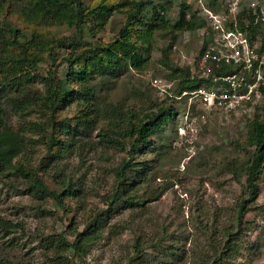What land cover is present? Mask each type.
Listing matches in <instances>:
<instances>
[{"label":"rangeland","instance_id":"1","mask_svg":"<svg viewBox=\"0 0 264 264\" xmlns=\"http://www.w3.org/2000/svg\"><path fill=\"white\" fill-rule=\"evenodd\" d=\"M85 1L90 9L101 0ZM104 1L121 4L129 0ZM203 1L226 14V28L235 21L236 15L229 10V3L237 0ZM154 2L165 9L163 12L172 23L180 21L184 25L173 32L176 40L173 41L169 30L156 31L145 68L141 71L130 68L111 80L98 77L95 80L97 93L102 103L125 105L139 114L166 103L175 106L178 113L150 145L157 147L158 153L148 152L141 158L153 167L137 185V193L147 200L144 206L132 210L122 204L109 219L113 228L106 226L102 238L91 247L89 254L74 260L77 264H215L216 253L225 243V232L239 226V203L242 198H248L246 177L240 175L238 179L227 170V164L235 159L245 161L247 122L260 112L261 104L253 110L226 113L222 109L208 108L194 96L176 93L179 80L171 78L173 73L180 77L181 70H187L185 75L191 78L201 76L197 60L211 42L203 29L213 28V24L208 21V13L199 0ZM248 2L241 0L245 6ZM194 16L206 22L203 29L190 28ZM8 17L24 31L38 27L15 13ZM237 18L239 20L238 14ZM125 21L126 14L117 11L105 29L95 36L87 29L79 32L67 25L43 26L41 31L69 37L79 48H84L96 42L113 41ZM262 31L260 27L255 34ZM69 54L65 48H57L56 59L48 57L38 71L46 76L49 69H55L60 78L66 79ZM39 80L35 81V87L43 88ZM209 85L214 87L212 83ZM8 109L12 122L18 124L20 116L12 107ZM57 115L60 119L71 118L72 124L82 118L76 104L60 110ZM28 118L40 120L41 116L32 112ZM103 126L105 123L100 122L92 132L88 130L90 137L79 135L78 138L97 143ZM54 134L56 138L61 137L60 140L66 138L59 132ZM29 135L33 139L19 158L20 162L38 169L53 189L61 190L60 179L72 183V187L79 190V196L65 198L62 207L51 197L31 194L23 175L0 176V215L19 225L15 233L0 235V264H52L43 238L65 232L72 222L83 228L98 209L111 208L107 199L116 183L115 168L129 159L126 151L100 143L91 148L87 145L86 149L78 147L59 159L55 154L56 145L54 153L49 152L50 131ZM58 171L63 172V177L57 175ZM259 184L257 196L248 204L243 217L241 251L235 259L239 264H264V171ZM218 263L229 264L222 260Z\"/></svg>","mask_w":264,"mask_h":264},{"label":"trees","instance_id":"2","mask_svg":"<svg viewBox=\"0 0 264 264\" xmlns=\"http://www.w3.org/2000/svg\"><path fill=\"white\" fill-rule=\"evenodd\" d=\"M164 10L154 0H129L121 4L101 0L90 9L85 0H0V176L23 175L31 194L39 198L51 197L64 207L65 198L78 197L79 190L63 179L58 182L61 190L53 189L38 169L20 162L19 158L29 149L33 139L29 134L50 131L49 152L54 153L53 147L56 145L55 154L59 159L73 153L78 147L86 149L88 145L91 148L97 143L122 149L129 154V159L115 168L116 183L107 199L111 208L98 209L83 228L72 222L65 232L43 238L47 257L52 264H77L74 260L89 254L91 247L105 233L110 217L122 204L125 208L136 210L147 201L137 193V185L138 181L146 179L153 167L141 158L148 152L158 153L159 149L150 145L175 118L178 110L166 103L156 110L139 114L125 105L104 104L100 101L95 80L98 77L111 80L130 68L143 70L149 63L156 31L169 30L173 41L176 40L173 32L184 25L180 21L172 23ZM117 11L126 14V21L109 43L96 42L79 48L69 37H56L50 31H41L43 26L67 25L79 32L87 29L95 36L105 29ZM14 13L23 21L35 23L37 29L22 30L8 17ZM245 18L243 13L239 14L240 29H249V33L255 36L261 25L254 26L253 20H249L247 27ZM198 20L194 16L190 28L205 26L204 20ZM262 35L264 40V33ZM57 48L70 51L66 79L60 78L55 69H49L46 76L38 71L40 64L48 57L56 59ZM181 72L180 77L176 73L171 75L173 80H179L176 93L180 95L206 83L204 79L185 75L187 70ZM226 72L229 70L226 69ZM38 80L43 83V88L35 87L34 83ZM106 82L110 83L109 80ZM72 104H76L82 113L80 122L76 124H72L69 117L60 119L57 115ZM260 106V112L247 122L248 150L245 161L235 159L227 164V170L238 179L240 175L246 177L248 198L241 199L237 218L239 226L225 232V243L216 253L215 264L221 260L239 264L235 259L241 251L243 217L249 209L248 204L257 196L264 171V99ZM8 107H12L15 114L20 116L18 124L12 122ZM32 112L38 113L41 119L28 118ZM100 122L105 126L98 133L100 140L97 143L78 138L79 135L90 137L92 129L97 128ZM55 132L64 134L66 138H56ZM58 174L63 177L62 171H58ZM109 228L112 229L113 225L110 224ZM18 229L17 223L0 215V235L9 236Z\"/></svg>","mask_w":264,"mask_h":264},{"label":"built area","instance_id":"3","mask_svg":"<svg viewBox=\"0 0 264 264\" xmlns=\"http://www.w3.org/2000/svg\"><path fill=\"white\" fill-rule=\"evenodd\" d=\"M199 1L208 13V21L213 24V28H202L211 42L197 60L201 73L198 78L208 84L184 91L182 95L194 96L208 108L222 109L226 113L257 108L264 99V0H249L247 6L241 0L230 2L229 10L236 17L229 28L225 26L228 24L226 14ZM242 13L247 27L249 20H253L254 26L261 25L263 33L253 36L249 29H240L237 14ZM191 71L192 74L195 72L192 67Z\"/></svg>","mask_w":264,"mask_h":264}]
</instances>
